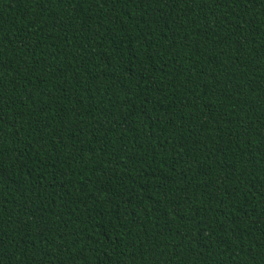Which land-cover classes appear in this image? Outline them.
Wrapping results in <instances>:
<instances>
[{"label": "trees", "instance_id": "obj_1", "mask_svg": "<svg viewBox=\"0 0 264 264\" xmlns=\"http://www.w3.org/2000/svg\"><path fill=\"white\" fill-rule=\"evenodd\" d=\"M0 264H264V0H0Z\"/></svg>", "mask_w": 264, "mask_h": 264}]
</instances>
